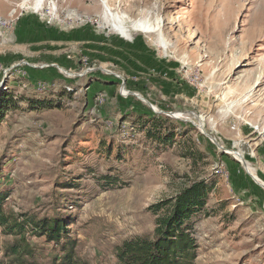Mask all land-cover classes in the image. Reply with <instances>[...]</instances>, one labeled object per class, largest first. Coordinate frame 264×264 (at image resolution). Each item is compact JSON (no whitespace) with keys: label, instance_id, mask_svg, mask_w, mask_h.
Masks as SVG:
<instances>
[{"label":"rangeland","instance_id":"obj_1","mask_svg":"<svg viewBox=\"0 0 264 264\" xmlns=\"http://www.w3.org/2000/svg\"><path fill=\"white\" fill-rule=\"evenodd\" d=\"M5 1L25 43L0 64L16 102L0 122L4 211L63 217L79 260L117 264L123 241L154 237L153 205L201 183L185 263L264 264V0H108L109 20L99 0ZM146 19L162 37L133 29ZM26 239L41 263L62 255ZM12 240L0 227V263Z\"/></svg>","mask_w":264,"mask_h":264},{"label":"trees","instance_id":"obj_2","mask_svg":"<svg viewBox=\"0 0 264 264\" xmlns=\"http://www.w3.org/2000/svg\"><path fill=\"white\" fill-rule=\"evenodd\" d=\"M18 23L19 21L16 26ZM23 31L22 26L16 33V40L19 42L25 40L24 37L21 38ZM3 62L5 59L0 57V64ZM12 98L13 96L9 93L0 95V122L4 114L15 106L16 102L12 103ZM149 119L152 126H156L158 121L168 120L166 117L164 119L150 117ZM202 186L201 183L193 184L180 192L173 201L163 200L153 205L155 210L164 208V214L156 220L154 237L123 241L116 248L117 264H186L185 262L193 256L191 250L194 247V239L186 232L188 225L182 227L181 224L189 217L193 209L203 204ZM27 222L30 224L29 227L26 226ZM69 222L63 217L19 221L11 213L4 211L3 197L0 196V227L4 234L13 236V240L4 248L6 260L0 264H45L37 260L35 248L26 239L28 233L44 237L46 241L59 245L62 255L52 258L46 264H88L79 260L74 253V242L68 237Z\"/></svg>","mask_w":264,"mask_h":264},{"label":"bare ground","instance_id":"obj_3","mask_svg":"<svg viewBox=\"0 0 264 264\" xmlns=\"http://www.w3.org/2000/svg\"><path fill=\"white\" fill-rule=\"evenodd\" d=\"M42 2H43V0H37V2H36V7H39L41 4H42ZM99 3H100V5L102 6V11H103V15H104V17L105 18H107V20H109V18L110 19H115L114 18V15L112 14V12H111V9H110V6H109V4H108V0H99ZM262 15V14H261ZM118 19V18H117ZM135 24H133V29H137V30H139V31H142V32H145V33H157V35L159 36V37H162V35H163V33H162V29H161V25H160V23H159V21H157L156 23H152L151 21H149V20H142V21H136V22H134ZM112 26H113V28L117 31V32H119L120 34H122V35H127L128 33H129V30L130 29H128L127 27H125L123 24H122V22H121V20H118L117 21V23H115V22H113L112 23ZM161 40V42H162V44L161 45H165V41L163 40V39H160ZM259 76V75H258ZM259 78V77H258ZM124 91V90H123ZM124 92H126V91H124ZM231 153L237 158V159H239V160H241V155L237 152V151H235V150H232L231 151ZM241 162H242V160H241ZM246 165V164H245ZM250 168H249V166L248 165H246V170L249 172L250 170H249ZM252 177L254 178V179H256V177L255 176H253L252 175Z\"/></svg>","mask_w":264,"mask_h":264},{"label":"crops","instance_id":"obj_4","mask_svg":"<svg viewBox=\"0 0 264 264\" xmlns=\"http://www.w3.org/2000/svg\"><path fill=\"white\" fill-rule=\"evenodd\" d=\"M0 3L7 4L8 2L5 0H0ZM6 14L7 12L0 11L1 16H5ZM18 31H20V27H14L11 33H8L7 35H5V37L2 40V43L0 44V57L7 58V56L15 55V51H13L12 46L14 44L18 46L20 44L25 43V40L21 42L16 40V35L14 34H16ZM8 51H10L11 53H8Z\"/></svg>","mask_w":264,"mask_h":264},{"label":"built area","instance_id":"obj_5","mask_svg":"<svg viewBox=\"0 0 264 264\" xmlns=\"http://www.w3.org/2000/svg\"><path fill=\"white\" fill-rule=\"evenodd\" d=\"M18 17H19V14H16L15 10L9 11L6 16L0 15V44L2 43V40L5 37V35L13 31ZM14 66L3 69L2 70L3 74L6 75L10 71V69H12Z\"/></svg>","mask_w":264,"mask_h":264},{"label":"water","instance_id":"obj_6","mask_svg":"<svg viewBox=\"0 0 264 264\" xmlns=\"http://www.w3.org/2000/svg\"><path fill=\"white\" fill-rule=\"evenodd\" d=\"M125 87V82H124V79L122 78V88H124ZM201 130H203V125H197ZM203 132V131H202ZM204 133V132H203ZM207 135V134H206ZM209 136V135H208ZM209 138L212 140V142H214V143H216V140L214 139V138H212L211 136H209ZM220 148H222L221 146H219ZM237 159V158H236ZM237 160H239V159H237ZM240 162H241V160H239ZM242 165L244 166V168L246 169V165H245V163H244V160H243V162H242ZM253 178V177H252ZM254 179V178H253ZM254 180H256V179H254ZM263 188H264V185H261Z\"/></svg>","mask_w":264,"mask_h":264}]
</instances>
